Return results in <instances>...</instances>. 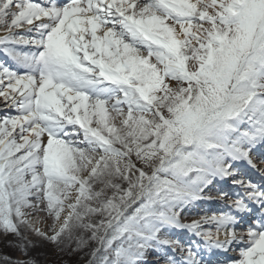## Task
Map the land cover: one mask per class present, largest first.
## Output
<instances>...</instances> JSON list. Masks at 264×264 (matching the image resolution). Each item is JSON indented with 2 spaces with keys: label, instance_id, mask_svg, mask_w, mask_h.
<instances>
[{
  "label": "snow or ice",
  "instance_id": "obj_1",
  "mask_svg": "<svg viewBox=\"0 0 264 264\" xmlns=\"http://www.w3.org/2000/svg\"><path fill=\"white\" fill-rule=\"evenodd\" d=\"M0 54L10 247L264 264V0H0Z\"/></svg>",
  "mask_w": 264,
  "mask_h": 264
},
{
  "label": "rangeland",
  "instance_id": "obj_2",
  "mask_svg": "<svg viewBox=\"0 0 264 264\" xmlns=\"http://www.w3.org/2000/svg\"><path fill=\"white\" fill-rule=\"evenodd\" d=\"M231 188L230 186L226 185ZM201 204L200 206H202ZM222 205V204H221ZM202 214L201 212L196 213L195 215H191V217L194 219H198L199 215ZM33 235H30L29 238H31ZM36 241H39L37 239ZM9 242H12L13 244L19 243L17 238L12 235H4L0 234V246H5L9 255L13 257V260H27V259H34L36 261V264H46L48 260L54 259V258H60L59 264H77L74 261V256H77L79 258L83 259V257L90 258V253L92 250L96 247V245L93 243L89 245V247L84 248L83 251L79 252H73L72 248H74L75 241L72 242L71 247L64 248L63 251L60 249L54 247L50 243H46L44 241H41V243H37V250H33V247L30 246V250L27 252V255H24L19 248L16 247H10ZM187 242V241H184ZM63 247V246H62ZM79 253V254H78ZM155 253L149 254L148 258H154Z\"/></svg>",
  "mask_w": 264,
  "mask_h": 264
},
{
  "label": "trees",
  "instance_id": "obj_3",
  "mask_svg": "<svg viewBox=\"0 0 264 264\" xmlns=\"http://www.w3.org/2000/svg\"><path fill=\"white\" fill-rule=\"evenodd\" d=\"M5 255L10 256L6 247L0 246V257L5 256ZM11 258H13V257H11ZM60 260H61L60 258H54V259L48 260L46 264H59ZM74 261L77 264H83L85 262V257H83V259H81L80 255H79V258L77 256H74ZM0 264H5V261L0 259Z\"/></svg>",
  "mask_w": 264,
  "mask_h": 264
},
{
  "label": "bare ground",
  "instance_id": "obj_4",
  "mask_svg": "<svg viewBox=\"0 0 264 264\" xmlns=\"http://www.w3.org/2000/svg\"><path fill=\"white\" fill-rule=\"evenodd\" d=\"M245 177H246V175H245ZM219 186V185H218ZM215 190H213V192H214ZM212 208H214V207H210V210L212 209ZM204 209H206V208H204ZM213 210H217L216 208L215 209H213ZM187 219H190V215L187 217ZM38 238L36 237V236H32L31 238H30V240L34 243V244H36L37 245V243H41V241L42 240H39V241H36ZM30 250V247H29V249H28V251ZM33 250H37V246L36 247H33ZM224 261V260H223ZM222 261V262H223Z\"/></svg>",
  "mask_w": 264,
  "mask_h": 264
}]
</instances>
